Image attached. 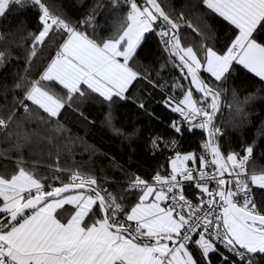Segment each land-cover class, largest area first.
Returning <instances> with one entry per match:
<instances>
[{
  "label": "snow or ice",
  "instance_id": "snow-or-ice-1",
  "mask_svg": "<svg viewBox=\"0 0 264 264\" xmlns=\"http://www.w3.org/2000/svg\"><path fill=\"white\" fill-rule=\"evenodd\" d=\"M78 3L73 16L54 0H0V22L19 20L0 31V69L12 45L25 60L0 89V157L13 161L0 166V264H264V148L225 146L217 123L225 107L246 118L264 94V0H194L195 23L159 0ZM28 11L34 31L19 19ZM189 29L197 44L184 42ZM153 37L158 68L141 62ZM169 67L179 75L163 76ZM241 76L250 82L243 99ZM90 106L129 146L148 131L147 150L164 164L151 174L121 168L112 181L61 167L62 120L95 127ZM142 116L168 123L142 130L132 122ZM34 122L51 135L30 131ZM197 134V150L185 149ZM36 137L49 156L56 149L48 172L25 156Z\"/></svg>",
  "mask_w": 264,
  "mask_h": 264
},
{
  "label": "trees",
  "instance_id": "trees-1",
  "mask_svg": "<svg viewBox=\"0 0 264 264\" xmlns=\"http://www.w3.org/2000/svg\"><path fill=\"white\" fill-rule=\"evenodd\" d=\"M57 7H63L65 12L69 15H76V9L80 7L78 0H54ZM162 6L170 14H178L183 11L186 16L191 18L195 23V13L192 11V5L194 0H159ZM19 19L26 21V28L29 31L36 29V20L34 12L28 11L25 15ZM219 19V18H218ZM19 20L9 18L7 21L0 22V31L14 30ZM187 37L184 42L186 44H197L199 37L191 30H187ZM223 33H219L221 39H223ZM157 38L153 37L152 40L146 45V52L141 53L142 63L156 64L157 68L159 64L157 59L160 58L163 53L158 50L156 43ZM19 43L26 44V41H19ZM13 48L12 59L5 66L4 69H0V89L5 84L11 85L17 73L23 75L25 60L23 56V48L11 46ZM2 50V45H0ZM45 56L48 54L47 49L44 50ZM19 57V58H17ZM162 62V61H161ZM41 61L38 59L34 67H38ZM179 75L177 71L169 67L167 71L162 73L163 76L168 77L169 74ZM255 80L256 78H252ZM243 81V86L240 89L241 99L244 95L248 94L250 88V82L241 76V80H237V85H240ZM186 83V82H185ZM256 88H259V84L252 91L255 92ZM231 100V97H228ZM3 97L0 96V104H3ZM157 112L161 114H171L168 110L164 109L162 105H154ZM246 112L248 113L246 118H242L233 110L224 108L220 113L218 120V126L225 130L224 142L225 146L231 145V147L237 151L240 150L242 144L252 143L255 141L257 145L264 148V135H261V130L264 129V94H258L251 104L246 106ZM88 115L90 118L96 119V126H86L75 115H69L66 119L62 120L64 127L67 129L62 134V138L58 140L59 144V165L64 168H76L82 170H88L96 174L98 178H107L112 181L113 178L122 177L124 173L121 168L126 169L128 173H153V170L164 164V158L152 157L147 148L146 139L149 135L148 131L144 132V139H135L131 146L128 141L121 142L118 138L114 137L111 132L104 129L101 124L100 110L97 106H90L88 108ZM136 127L144 130L151 128L153 130L159 126L160 131H163L164 126L168 123L167 120L164 124H160L159 121H150L147 117H133L132 121ZM30 131H37L40 136L51 135L49 130L45 128H38L37 123H31L28 125ZM200 135L197 134L194 137L184 142V148L187 150L196 151L200 142ZM35 143L33 145L34 152L29 156L27 149H25V156L30 160H39L41 172H48L50 165H55L57 162L56 149H52V154L49 156V145L46 141H39L38 137L34 138ZM2 147V146H0ZM257 164L264 165V158H261L260 153H256ZM4 163L12 164L13 161H4L0 157V166ZM67 176L68 173H63ZM122 182V181H121ZM107 186V184L105 185ZM111 190V189H110Z\"/></svg>",
  "mask_w": 264,
  "mask_h": 264
}]
</instances>
